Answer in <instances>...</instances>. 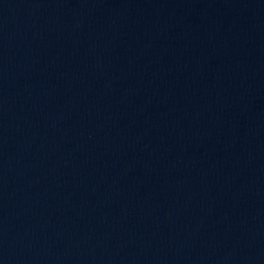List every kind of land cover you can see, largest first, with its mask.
<instances>
[{
	"label": "water",
	"instance_id": "water-1",
	"mask_svg": "<svg viewBox=\"0 0 264 264\" xmlns=\"http://www.w3.org/2000/svg\"><path fill=\"white\" fill-rule=\"evenodd\" d=\"M0 264H188L155 0H0Z\"/></svg>",
	"mask_w": 264,
	"mask_h": 264
}]
</instances>
